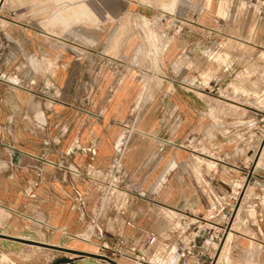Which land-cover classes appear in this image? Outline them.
I'll use <instances>...</instances> for the list:
<instances>
[{
  "label": "rangeland",
  "instance_id": "obj_1",
  "mask_svg": "<svg viewBox=\"0 0 264 264\" xmlns=\"http://www.w3.org/2000/svg\"><path fill=\"white\" fill-rule=\"evenodd\" d=\"M0 99L23 109L0 124L65 139L71 158L38 154L48 174L20 179L87 195L73 237L91 250L102 232L120 264H264V0H0ZM6 152V172L30 165ZM204 217L228 226L197 259L178 230Z\"/></svg>",
  "mask_w": 264,
  "mask_h": 264
},
{
  "label": "crops",
  "instance_id": "obj_2",
  "mask_svg": "<svg viewBox=\"0 0 264 264\" xmlns=\"http://www.w3.org/2000/svg\"><path fill=\"white\" fill-rule=\"evenodd\" d=\"M15 108L23 110L17 107L13 109ZM13 109L0 99L2 113ZM44 127H46L45 131H43ZM0 129V142L6 146L5 148L0 147V154L4 159H8L7 147L11 154L13 151L16 154L17 150L31 155L29 156V166H25L21 170L18 167H12L11 174L5 171L6 163H0V207L10 211L8 216L5 213L0 214V264H43L37 259L39 253L48 258L45 264H54L59 259H65V263L59 264H120L112 257L114 251L105 246L106 242H102L106 238L109 242L112 240L111 236L105 235L106 233H99L96 243L92 242L96 251L91 250V243L88 245V241L80 237H73L83 231L86 223L75 212V203L82 202L85 208H88L87 205L90 201L87 200V195L85 197L79 195V199L76 201L73 193L81 191L75 187L71 189L69 185L43 184L42 182L22 185L21 183L20 176L38 175V168H40L41 175L48 174L46 167L42 164L40 166L35 164L36 161L32 157L40 154L44 158L62 157L65 160L71 158L67 153L68 150H64L65 139L50 136L47 126L44 123L38 125L37 121L4 119L1 121ZM38 129H41V132ZM262 205V201L260 205L255 202L253 208L255 227L259 236L264 239V207ZM38 210L41 211L40 214L43 217L40 223H45L41 226L42 229L38 231L37 228H23L22 216L18 214L29 213L31 215L30 223H37V219L32 217L38 215ZM208 221L215 223L205 217L201 219L203 224ZM163 223L165 224V222ZM154 226L152 225V229ZM213 228H215L214 225ZM212 229L203 227L191 247V255H195L197 259L202 257L206 251L216 250L212 247V243L215 241L213 235L220 228L215 231ZM27 251L30 258L23 261L21 256ZM150 252L151 248L147 243L144 250L136 256L141 255L143 262H145L144 260L149 261Z\"/></svg>",
  "mask_w": 264,
  "mask_h": 264
},
{
  "label": "built area",
  "instance_id": "obj_3",
  "mask_svg": "<svg viewBox=\"0 0 264 264\" xmlns=\"http://www.w3.org/2000/svg\"><path fill=\"white\" fill-rule=\"evenodd\" d=\"M184 223V222H183ZM213 225H217L216 223H212V222H207L206 224L201 223V219L196 218L194 219V221L191 223V225L189 226V228H186L187 225H180L179 230H178V235L179 237L182 236L183 238H186V233L189 234V236L191 237V247H193V244L195 243L196 239L199 237V234L201 232V230L203 229V227H206L208 229H212ZM228 226V219H222L221 220V228L216 231L215 235H213L214 239L219 238V236H222L227 229ZM214 231L216 230V227L213 228ZM212 229V231H213ZM153 239L151 238L150 243H152ZM190 247V248H191ZM215 253V251H214ZM214 255H209V260L212 261Z\"/></svg>",
  "mask_w": 264,
  "mask_h": 264
},
{
  "label": "bare ground",
  "instance_id": "obj_4",
  "mask_svg": "<svg viewBox=\"0 0 264 264\" xmlns=\"http://www.w3.org/2000/svg\"><path fill=\"white\" fill-rule=\"evenodd\" d=\"M73 9H74V8H73ZM77 11H78V10H77ZM69 14H70V13H69ZM73 14H74V13H73ZM72 16H73V15H72ZM49 100H50V99H49ZM11 152H12V151H11ZM12 156H13V158L15 159V157H16V154H15V152H14V151L12 152ZM220 254H221V253H220ZM222 255H223V254H222ZM220 257H221V255H220ZM220 257H219V258H220Z\"/></svg>",
  "mask_w": 264,
  "mask_h": 264
}]
</instances>
